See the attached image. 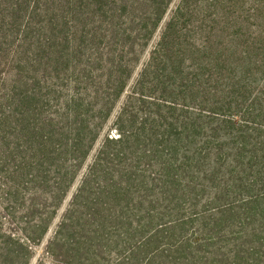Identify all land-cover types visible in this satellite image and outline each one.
I'll use <instances>...</instances> for the list:
<instances>
[{
    "label": "trees",
    "instance_id": "16d2710c",
    "mask_svg": "<svg viewBox=\"0 0 264 264\" xmlns=\"http://www.w3.org/2000/svg\"><path fill=\"white\" fill-rule=\"evenodd\" d=\"M172 2L0 0V264H32L120 102L34 264H264V0H180L136 73Z\"/></svg>",
    "mask_w": 264,
    "mask_h": 264
},
{
    "label": "rangeland",
    "instance_id": "374dc122",
    "mask_svg": "<svg viewBox=\"0 0 264 264\" xmlns=\"http://www.w3.org/2000/svg\"><path fill=\"white\" fill-rule=\"evenodd\" d=\"M179 1L180 0H173L172 4L170 5V8H169L168 13L166 14V16L164 18V21L161 23L157 33L155 34V37L153 38L148 49L144 53V56L142 57L140 64L138 66V69L136 70V73H137V71H139L143 62L148 58V54L152 52L153 47L158 42L160 34L165 27V22L168 20V18L170 17L171 13L173 12L175 6H177ZM135 75H134V77H135ZM120 104H121V102L117 105V107H116L115 111L113 112L109 121L106 124H104V126H102L101 136H100L99 140L97 141V143L94 147V150L97 148L99 142L101 141V139L103 138L104 135H108L110 132H112L115 136L119 135V133L116 131V127L114 125H112V122L114 120V115L116 114V111L118 110ZM94 150L91 152L90 156L86 160V163L82 169V172L79 174L78 178L76 179L75 183L73 184L72 188L70 189L66 199L64 200L62 206L60 207L58 215H57L56 219L54 220V222L52 223L50 230L48 232V235L46 236L44 242L40 246H34V251L36 253V255H35L36 257H35L34 261L32 262V264L35 263V260L38 258V256L41 255V257H43V256L46 257L44 244L46 243L48 237L52 236L57 222L59 221L63 211L67 207V205H68L71 197L73 196L74 192H76V189L78 188V186L80 184L82 173L86 169V167H87V165H88V163H89V161H90V159L94 153ZM4 183H5L4 178H3L2 174H0V226H2L7 231L12 229L13 232L20 234V231L18 229V224L15 222V220L13 218H11L10 215L13 213H17V211H22V208H21V206H19V204H15L14 202H12L13 195L10 192L9 188L4 185ZM17 215H21V214H17Z\"/></svg>",
    "mask_w": 264,
    "mask_h": 264
}]
</instances>
